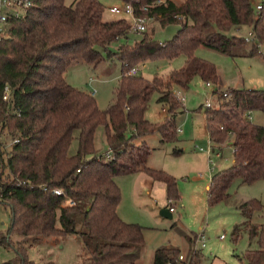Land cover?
Listing matches in <instances>:
<instances>
[{
    "label": "trees",
    "instance_id": "trees-1",
    "mask_svg": "<svg viewBox=\"0 0 264 264\" xmlns=\"http://www.w3.org/2000/svg\"><path fill=\"white\" fill-rule=\"evenodd\" d=\"M120 2L131 4L136 14L162 27L178 24L179 29L172 39L160 42L154 39L153 29L146 28L139 39L111 51L110 45L131 31L122 17L104 19L105 7L99 0L70 4L32 0L23 16L11 19L9 36L0 40V133L12 139L5 160L0 153V204L10 209L0 245L12 252L2 264H34L28 248L47 237H79L94 264H110L133 248L140 249L143 227L118 215L121 193L114 178L143 172L162 182L168 207L179 202L180 195L175 177L147 164L152 148L136 141L155 132L162 143L178 141L175 116L182 107L175 88L186 89L199 77L215 85L213 93H217L222 84L219 71L195 55L197 48L235 56L249 40L228 31L246 25L253 43L248 55H262L258 44L264 46V0L259 10L252 0ZM143 6L146 11H141ZM110 54L120 60L121 72L113 101L100 109L91 92L71 85L65 72L77 62L95 67ZM179 55L185 57L184 65L166 78L128 73L149 59ZM5 86L10 89L8 101L2 98ZM154 92L158 93L156 101L167 108L158 123L145 118ZM230 94L217 108H204L210 140L219 145L232 136L233 150L232 163L210 177L209 205L228 199V188L236 179L246 184L264 179V125L248 117L253 111L264 114V90L232 88ZM99 127L110 159L95 147ZM173 153H182V149L174 148ZM55 189L62 193L56 194ZM66 197L73 204H65ZM239 208L248 217L249 239L256 238L258 244L256 249H246L242 258L245 264H264V223L252 220L254 212L264 211V205L251 198ZM234 229L238 230L237 225ZM186 237L195 244L196 233ZM179 254L176 247H159L152 264H197L195 247H189L182 260Z\"/></svg>",
    "mask_w": 264,
    "mask_h": 264
},
{
    "label": "rangeland",
    "instance_id": "rangeland-1",
    "mask_svg": "<svg viewBox=\"0 0 264 264\" xmlns=\"http://www.w3.org/2000/svg\"><path fill=\"white\" fill-rule=\"evenodd\" d=\"M70 4L73 0H64ZM105 7L104 18L113 20L121 17L111 13L108 8L119 5L120 0H99ZM179 4L183 0H172ZM262 0H253L254 6ZM153 29V37L157 41L165 42L176 34L178 24H168L164 27L150 19L147 30ZM249 26L233 27L228 31L229 35L247 36ZM141 33L130 32L127 38H121L110 45V50L115 51L122 43H132L139 39ZM252 37L243 46L238 48L235 56L220 53L206 47H199L195 55L212 62L218 69L222 84L213 93L215 85L210 86L199 77H194L186 89L175 88L174 93L181 108L176 116V127L182 132H177L178 141L174 143H162L159 133L146 135L145 143L152 148L147 164L155 169H160L175 177L180 195L179 202L173 207L172 220L165 217L162 211L168 209V201L165 195V187L160 184L148 196L131 197L130 189L132 179L123 177L120 189L121 199L118 205L125 210L131 223H138L143 227L144 243L140 249L133 248L125 256H122L110 264H152L154 250L159 247H176L184 256L189 247H195L198 251L195 261L197 264H245L242 258L246 249L258 247L256 238L249 239L245 228L248 217L242 213L239 205L251 198L258 199L264 205V179L251 184L242 183L239 179L232 182L228 188L229 198L209 205L207 202L206 182L210 175L227 167L231 160V149L226 147L232 136L226 138L220 146L224 149L222 158L207 155V133L204 129V103L210 99L211 107L217 108L219 104L230 97V90L256 89L264 90V46L258 44L262 55H248L252 47ZM257 44V42H255ZM237 51V52H238ZM106 56V53L104 52ZM185 57L179 55L171 59H149L134 66L137 74L146 79H152L158 75L166 78L167 74L184 65ZM121 72V62L115 56L102 60L95 67L77 62L71 65L65 72L66 80L73 86L93 94L100 109H105L114 99V90L117 86ZM178 91V92H177ZM184 97V101L178 97ZM158 93L154 92L149 100L145 118L153 123L161 122L165 114L161 103L156 101ZM186 108V109H184ZM189 114V115H187ZM251 122L264 125V114L260 111L251 113ZM179 133V134H178ZM181 139V140H179ZM12 142L7 133H0V153L5 160ZM95 144L103 152L106 150V141L103 128L99 127L95 134ZM199 147L203 151H199ZM183 148V152L174 154L173 149ZM75 150V143L71 151ZM99 151V150H98ZM208 156L210 158H208ZM213 160V164L210 163ZM7 170H4V174ZM199 173L202 177L198 178ZM119 175V176H127ZM116 178V177H115ZM114 178L115 182L116 179ZM119 182V179L117 178ZM121 183V182H119ZM10 220V209L0 204V233H5ZM252 220L264 223V211L254 212ZM237 225V229L234 226ZM197 234L195 244H190L187 235ZM239 235L237 239L236 236ZM200 235H203L200 237ZM222 235V236H221ZM201 242L205 245L202 247ZM0 245V264L11 256ZM28 255L34 264H94L89 255L82 248V241L75 235L42 238L38 244L28 248Z\"/></svg>",
    "mask_w": 264,
    "mask_h": 264
},
{
    "label": "built area",
    "instance_id": "built-area-1",
    "mask_svg": "<svg viewBox=\"0 0 264 264\" xmlns=\"http://www.w3.org/2000/svg\"><path fill=\"white\" fill-rule=\"evenodd\" d=\"M163 0H159V3ZM32 0H0V40L3 38H6L9 36L10 33V21L11 19L18 18L24 15L25 11L31 7ZM261 8V2L257 3L255 5V9L259 10ZM108 10L111 13L119 14L122 18L126 19L129 23V29L131 32L140 33L146 30L150 17H147L146 15H140L136 14L134 12V9L131 4L123 3L121 2L119 5H114L108 8ZM147 7L143 6L141 8V11H146ZM247 40L249 37H252V33L249 32L247 36H244ZM130 74H137V70L135 67L131 68L129 70ZM206 85L210 86V82H205ZM95 92V89H91V94ZM182 101H184V97L178 95ZM2 98L6 101L10 99V89L8 86H5L4 92L2 95ZM205 107H211L210 99L207 98V100L204 103ZM251 118V115L248 116ZM180 129L177 128V132H179ZM16 141V139H14ZM199 150H204L203 148L199 147ZM207 155L210 156L214 155L216 157H219L221 155L219 148H216L214 143L210 140L208 147L206 148ZM104 157L107 159H110L112 157L111 151L106 150L103 153ZM208 156V158H210ZM210 163H214L212 159H210ZM54 192L56 194L62 193L61 189H55ZM65 204H73L72 200L69 197L65 198ZM169 211L174 212V207H169ZM203 235H200L202 237ZM222 236V235H221ZM205 245L204 242H201V246L203 247ZM179 260L183 259V255L180 253L178 256Z\"/></svg>",
    "mask_w": 264,
    "mask_h": 264
},
{
    "label": "crops",
    "instance_id": "crops-1",
    "mask_svg": "<svg viewBox=\"0 0 264 264\" xmlns=\"http://www.w3.org/2000/svg\"><path fill=\"white\" fill-rule=\"evenodd\" d=\"M252 3L254 4V2H253V0H252ZM259 3V2H258ZM105 19V18H104ZM114 19H116V18H114ZM113 19V20H114ZM241 28V27H240ZM240 28H238V29H240ZM66 78V77H65ZM176 91V90H175ZM178 92V91H177ZM94 94V93H93ZM92 94V95H93ZM162 105V104H161ZM183 109V108H182ZM184 109H186V108H184ZM162 111H163V113L166 115V113H167V108H166V106H164V105H162ZM187 115H189V114H187ZM204 123H205V119H204ZM204 129H205V131H206V133H207V130H206V125L204 124ZM182 132V130L180 129V131H179V133H181ZM178 133V134H179ZM96 134V133H95ZM179 138V137H178ZM179 140H181V139H179ZM207 140H208V144H209V142H210V138H209V135H208V133H207ZM141 141H144V138H142V139H139V140H137L136 142H138V143H140ZM182 141V140H181ZM230 142L231 141H228V143H227V146L226 147H230V149H231V160H230V163H229V165L232 163V160H233V158H232V147H231V145H230ZM215 145V147L216 148H219V150H220V153H221V155L218 157V158H222V156H223V151H224V149L226 148H223L222 146H220V145H216V144H214ZM107 146V145H106ZM95 147H96V149L97 150H99L100 152H102L98 147H97V145L95 144ZM182 149V152H183V148H181ZM106 150H108V146L106 147ZM105 150V151H106ZM105 151H103L102 153H104ZM199 151H203V150H199ZM150 156V155H149ZM229 165H227V167L229 166ZM226 168V167H225ZM203 175H202V173H199V175H198V178H201ZM212 176V174L210 175V177ZM123 177H131L130 179H132V183H131V186L129 187V189H130V196L131 197H133V198H135L136 199V196H143V194H144V196H148L149 198H151L152 199V197H151V194H152V192H154V190H155V187H156V189H158L160 186H158V185H160V184H163L162 182H159V181H154L150 176H148L147 174H145V173H143V172H137V173H133V174H129V175H127V176H116V183H118L119 185H121V187H122V181H123ZM210 177H209V179L207 180V182H206V185H205V188H206V190H207V188H208V185H209V181H210ZM117 178L119 179V182H121V183H119L118 181H117ZM128 179V178H127ZM259 181V180H258ZM124 182V181H123ZM164 185V184H163ZM164 187H165V185H164ZM165 195H166V190H165ZM169 208V207H168ZM169 212H170V214H171V216L169 217ZM169 212H164L165 214H163L165 217H167V218H169V219H171L172 220V218H173V215H172V212L171 211H169ZM117 213H118V215L120 216V218L122 219V220H124V221H126V222H131V220L132 219H129V217H128V215H127V213L125 212V210L121 207V205H118L117 206ZM211 264H213V262L211 263Z\"/></svg>",
    "mask_w": 264,
    "mask_h": 264
},
{
    "label": "water",
    "instance_id": "water-1",
    "mask_svg": "<svg viewBox=\"0 0 264 264\" xmlns=\"http://www.w3.org/2000/svg\"><path fill=\"white\" fill-rule=\"evenodd\" d=\"M164 212H169V208L167 209V208H165L163 211H162V213L163 214H165ZM171 216V214H170V212H169V217Z\"/></svg>",
    "mask_w": 264,
    "mask_h": 264
}]
</instances>
